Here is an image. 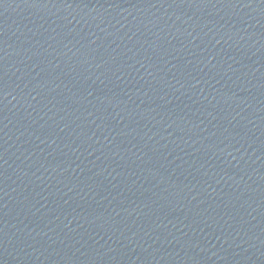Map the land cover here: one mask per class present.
<instances>
[{
    "label": "water",
    "instance_id": "obj_1",
    "mask_svg": "<svg viewBox=\"0 0 264 264\" xmlns=\"http://www.w3.org/2000/svg\"><path fill=\"white\" fill-rule=\"evenodd\" d=\"M0 264H264V0H0Z\"/></svg>",
    "mask_w": 264,
    "mask_h": 264
}]
</instances>
